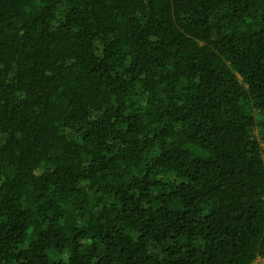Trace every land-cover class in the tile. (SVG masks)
I'll return each instance as SVG.
<instances>
[{
	"label": "trees",
	"instance_id": "16d2710c",
	"mask_svg": "<svg viewBox=\"0 0 264 264\" xmlns=\"http://www.w3.org/2000/svg\"><path fill=\"white\" fill-rule=\"evenodd\" d=\"M0 264H264V0H0Z\"/></svg>",
	"mask_w": 264,
	"mask_h": 264
},
{
	"label": "rangeland",
	"instance_id": "374dc122",
	"mask_svg": "<svg viewBox=\"0 0 264 264\" xmlns=\"http://www.w3.org/2000/svg\"><path fill=\"white\" fill-rule=\"evenodd\" d=\"M157 254L161 255L162 251L160 249V247H153L152 248Z\"/></svg>",
	"mask_w": 264,
	"mask_h": 264
}]
</instances>
